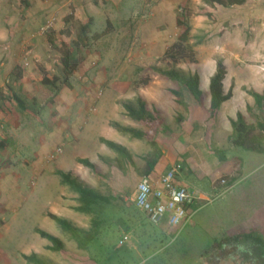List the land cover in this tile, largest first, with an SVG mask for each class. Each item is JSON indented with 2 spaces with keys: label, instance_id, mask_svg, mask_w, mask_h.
Returning a JSON list of instances; mask_svg holds the SVG:
<instances>
[{
  "label": "rangeland",
  "instance_id": "374dc122",
  "mask_svg": "<svg viewBox=\"0 0 264 264\" xmlns=\"http://www.w3.org/2000/svg\"><path fill=\"white\" fill-rule=\"evenodd\" d=\"M31 3V0H12L6 10L21 19ZM2 9L0 3L3 29L0 32L3 34L0 36V139L5 143L0 147V264H28L21 257L22 251L36 253L43 264H153L152 257L159 251L179 253L187 260L173 264H195L215 249L214 242L228 238L230 232L242 231L241 226L250 227L248 220L256 212H264L262 152L239 146L224 151L232 157L233 163L239 159L240 167L230 189H224L223 193L210 186L216 167L205 173L197 170V177L191 176L187 181L189 188L193 192L196 188L197 194L202 193L207 199L196 196L189 225L178 234L177 231L171 233L173 237H165L158 225L146 220L131 201L141 179L138 172L144 166V158L154 152L147 142L126 138L124 143L130 149L131 160L125 171L119 166V155L107 149L99 138L94 144L90 140L62 143L52 139L44 147L32 140L40 142L41 136H47L43 132L52 117L59 115L58 110H54L55 116L51 114L60 97L59 113L63 111L64 115L61 124L66 128L70 122L68 110L71 120L77 109L88 113L87 117L102 109L106 112L103 115L106 122L122 123L121 102L128 100L125 92L136 93L141 87L154 93L159 85L180 88L176 82L154 72L152 66L208 74L211 66L215 67L216 61L221 59L232 79H241L237 82H243L242 90L261 92L264 87V7L259 2L245 0L241 5L221 6L209 5L203 0H56L51 12L42 20L37 19L36 28L25 32H20L17 22H10L15 15L4 18L6 10ZM52 17L56 19L53 26L43 35L37 34ZM178 19L191 26L190 43L203 38L202 43L194 46L195 62L174 64L165 55L184 30L183 25L177 24ZM86 24L89 25L85 29L89 45L84 47L78 44V37ZM66 47L75 51L79 59L78 66L71 72L64 71L61 63L62 49ZM146 75L150 79L144 86L140 81ZM128 76H134L135 80L127 79ZM55 77L58 78L55 84L46 83ZM231 83L232 80L226 81V88L229 89ZM13 94L23 101L24 108ZM94 99L100 101L96 103ZM178 103L180 111H171L165 118L168 135L171 126L180 124L177 117L183 114L184 107ZM248 110L236 109L244 115L246 124L252 126L249 137H259L262 143L264 128L260 125L264 126V103L253 111ZM57 121L59 123L60 119ZM90 138L88 135L87 139ZM206 140L207 137V145L215 144ZM78 157L91 158L98 174L82 165L76 170ZM58 169L112 198L102 214L104 222L97 238L87 249L78 247L77 242L47 216L55 209L56 215L65 213L68 217H62L74 220L71 222L78 227H91V216L73 209L77 205L76 194L60 183L55 174ZM195 180L203 190L192 185ZM253 224L255 222H251ZM36 227L61 239L67 253L62 255L47 249L51 243L34 231ZM126 233L132 234L129 241L144 248V257H139L137 252L124 254L129 246L124 241L128 240ZM155 234L161 238L155 239ZM123 241L124 246H119ZM255 254L258 263L264 264L259 254ZM222 256L224 264H235L233 252ZM144 259L147 263H141Z\"/></svg>",
  "mask_w": 264,
  "mask_h": 264
},
{
  "label": "crops",
  "instance_id": "0c3cea01",
  "mask_svg": "<svg viewBox=\"0 0 264 264\" xmlns=\"http://www.w3.org/2000/svg\"><path fill=\"white\" fill-rule=\"evenodd\" d=\"M43 1L44 2H41L40 0H31L32 3H31V6L29 7V11H27V14H23V18L21 19L17 18L16 16L17 14L15 15L11 13V10L9 11L6 10V7H8L7 5L12 3V0H0V3L3 8L2 10L5 9L7 11V12L6 11L4 12L5 14L3 13L4 18H7V16L8 18H10L12 15H15L13 18L10 19V22L11 23L17 22L16 24H18L19 26L18 29L20 30V32H25V31L32 30L33 28H36L35 23L37 22V19L42 20L43 16L48 15L51 12L50 9L54 7V2L56 0H51L52 3H48L47 0H43ZM260 4L264 7L262 3ZM2 30L3 29L0 27V32ZM0 36H3V34H0ZM224 64L226 65L225 61H224ZM214 70H215V67L212 65L211 72L208 74L196 72L200 76V89L202 91L201 103L196 101L186 89L180 90L182 93V98H181L182 104L184 105V106L182 105V107L184 108L181 110L183 114L181 115L182 117L181 116L177 117L178 120H180V124L176 126L173 125L171 126L170 129H168L170 135L165 133L166 132L165 128H168L165 118L167 114L171 111H180L178 97L172 92L178 89L172 86L163 87L162 85H159L153 91L154 93L148 92L147 89L143 90L141 87H139L136 93L130 90L128 93L125 92L126 99H128L127 100L128 102H134L133 97L135 96L141 97L146 103V109L150 112H158L164 118V121H165V127L162 128L155 137L156 147L151 146L152 148H154L153 150L154 151L157 150L160 153V155L156 163L154 164L153 168L149 171H148L149 167L147 166V163H146L147 160L144 159V166L138 172V175H140L141 178L146 175L151 176L153 178H158L159 176L165 174L169 170L172 164L176 162H180L182 165V171L179 175V182L188 189L190 194H193L195 198L197 196V199L200 198L201 200L207 199L206 195L202 193L197 194L196 188H193L194 192L191 191L189 188L190 184H188L187 182L188 179L189 178L191 179V176L197 177L196 175L197 170H200L201 173H205V172L210 171V169L212 170L216 167L214 170L215 174L210 181L211 188H213L214 190L220 189L221 193L224 192V189L225 190L230 189L231 183L234 182L236 178V171H238L240 167L239 159L238 161H236V164H235L233 163V161H231L232 159L231 156L228 157L227 155L224 154V151H227V149L232 150V146H239V145H234L232 143H229L231 142L229 138L233 134V129L231 127L230 120H236V117L238 114L236 109L238 107L240 108L243 107L245 108V110L248 108L251 111H253L255 108L256 109L258 108V106L255 103L254 98L246 92L245 88L244 90H242L243 82H237L241 79H238V78L232 79V76H230L227 71L225 78L223 80V88H224V92L226 93L229 90L228 87L226 88V81L232 80V83H231L233 85L232 96L221 104L215 117L211 118L208 112L210 98L208 95V88L206 89L205 85H207V87L209 86V79L211 75L214 73ZM127 79L135 80L134 76H128ZM244 91L246 93H244ZM261 92H258V93H261ZM78 95L79 93H75V96H78ZM11 100L13 99L11 98ZM99 101H100L99 99L93 100V102H96V103H98ZM243 101L246 102L244 106L240 104ZM59 102H62L61 97H60V101H56V104L54 105L56 106V108L54 107L52 109V114H51L52 116H55L57 112L54 110H58V114H59L58 117L57 118L52 117V119L48 122L46 126L47 127L46 131L44 130L43 132L47 136L42 137L41 134H37V136L42 137V138L40 137V142L36 140L35 138H32V140L35 141L38 145L41 144L40 146L44 147L45 143L51 142L52 139L53 140L57 139L58 141L62 143H69V141L71 142V140H73V142H79V143L87 142L88 140H90L94 144L96 143L98 138L100 140L101 137H104L106 139H109L115 143H118L124 146L127 149L129 156L126 158H123V162H122V166L124 167V170L126 171L127 163H129L131 160L130 158L131 153L129 151L130 150L129 147L125 145L124 141L126 140V138L127 139L129 138V141L130 139H135V138L130 137L128 134L119 133L115 128L111 126L110 123L106 122L103 116L104 114H106V112H104L102 109L100 110V113L94 116L90 114L89 117H87L88 113L85 114L82 109H77V111L72 113L74 115V119L72 120H71L72 117H71L70 111L68 110L67 117L70 119V122L68 123L66 128H64L61 124L63 121L62 118L64 115H62L63 111L59 113V107H61L59 106ZM151 105L153 109L151 108ZM87 110H90V108H88ZM111 110H113V108ZM109 111L110 110L108 109V112ZM0 114H2L1 109H0ZM242 116L244 118L243 114ZM85 117L87 118L85 119ZM123 118L124 119H121L122 123L117 120H114V121L119 122L126 126L134 127V128L141 127L139 123L131 120L124 113H123ZM57 119H60L59 123ZM0 125H2L1 121H0ZM171 129L175 131H172ZM262 133L264 134V132ZM88 135L91 136L90 139H87ZM205 137H207L208 141L212 140L215 144L207 145L205 143ZM135 140L140 141V142L143 141V140H138V139H135ZM29 141L32 142L31 139ZM257 146L258 147L256 150H251V151L262 152L264 154V142L258 143ZM47 148L50 149V147H47ZM112 152L114 153V151ZM153 153L154 152L152 151V153H149L146 157L150 158V155ZM87 158L89 159V157ZM76 159H75V164H76L75 168L77 167L76 170H78L81 164L77 163ZM89 160L91 161V158ZM121 175H123V173ZM198 178H201V177H198ZM220 178H222V180H224L225 178L228 181V184L224 185L223 183H221L219 181ZM191 183L192 185L194 183V186H199V184H196V180ZM202 188H203L202 186H199V189H202ZM11 192L14 193L13 190H11ZM54 211L55 209H52L50 212L57 214ZM60 215L64 217H68L65 213H62ZM262 216H264V212H261V211L256 212V214H254L251 217L252 219L248 220L247 226H250V227L241 226L243 228L242 231L241 230L240 232L236 231V233L230 232L229 237L236 235V234H241L244 232H252L254 234L259 233L264 238V219H262ZM71 221L73 223L75 222L72 219ZM251 222H255V224L251 225ZM188 225L189 223L179 228L171 227L170 225H168L167 221L165 220L158 225V228L160 229V233L164 235L165 237H169L170 235L171 237H173L171 233H174V232L176 233L177 231V234H178L181 229L187 227ZM126 235L128 236V240H124V241L128 242L129 246L128 248H125L124 254H127V253L134 254L135 252H137L136 254L139 257L140 256L144 257L145 256V253L143 252L144 248L140 246L137 247L133 242L129 241V239L132 236L131 233L130 234L126 233ZM140 235H143V234H140ZM158 237L161 238V236L155 234V239H157ZM222 239H224V237ZM124 241L119 246L123 247ZM214 246L216 245L214 244ZM234 247H235L234 245H228V244L227 246L224 245L222 249L215 247L214 250L209 251L206 254L207 255L206 257L204 258L201 257L200 261L195 264H224L225 261L222 260L223 259L222 255L225 253L227 254L228 252H231V253L233 252L235 254L236 256L234 260L235 264H259L258 259L256 255L254 254V250L252 251L250 249L251 252L249 251L247 252L243 248L244 245L239 248H237L238 246H236L235 248L237 249H235ZM22 252L29 255L25 251H22ZM186 261L187 260H185L182 254L178 253L177 255L171 252L168 254H165L162 251H159L153 255L151 262L153 264H173L174 262L181 263V262H186ZM141 263H147V262L144 259Z\"/></svg>",
  "mask_w": 264,
  "mask_h": 264
},
{
  "label": "trees",
  "instance_id": "16d2710c",
  "mask_svg": "<svg viewBox=\"0 0 264 264\" xmlns=\"http://www.w3.org/2000/svg\"><path fill=\"white\" fill-rule=\"evenodd\" d=\"M204 3L209 5H221V6H233L241 5L245 0H203ZM177 24L183 25L184 30L177 38V40L170 45L166 50L165 55L168 59L172 60L174 64L181 61L195 62L196 55L194 51V46L203 42V38L199 37L194 43H190V30L191 26L188 23H184L183 20L178 19ZM89 25H84L82 28V33L78 37V44L87 47L89 45V39L85 35V29ZM76 44V46H78ZM61 63L64 71L71 72L79 64V59L75 51L71 48L62 49ZM152 70L157 74L172 80L180 86L178 90L172 91L178 97V102L182 103V93L181 89H186L193 98L201 103L202 91L200 89V76L198 73H185L179 69L171 68L164 69L158 66H152ZM226 75V68L221 59L216 61V66L214 73L209 79L208 95L210 98L208 112L211 118H214L217 114L221 104L228 100L232 96V86L225 93L223 88V80ZM149 77L144 76L140 83L141 85H147L149 82ZM45 80V79H44ZM58 78H54L52 81L46 80V83L55 84ZM248 94L251 95L258 107H261L264 103V88L262 93H258L254 90H247ZM13 98L19 102L21 108H24L23 101L19 97L13 94ZM124 114L131 120L140 124V128H134L130 126L123 125L119 122H112L111 126L115 128L119 133L128 134L130 137L143 140L147 142L150 146L156 147L155 137L157 133L165 127L164 118L158 112H150L146 109V103L141 97H137L134 102H121ZM231 127L233 129V134L230 136L229 140L234 145H239L247 150H256L257 144L259 143V137L252 136L249 137V132L251 131L250 125H247L242 114L238 113L236 120H230ZM263 129L264 126L260 125ZM100 142L103 143L108 149L114 151L119 155V166H122L123 158L129 156L127 149L104 137L100 138ZM4 140L0 139V147H4ZM160 153L156 150L150 155V158L145 157L147 160L148 171L151 170L156 163ZM76 162L84 167L91 169L94 174H98L96 165L91 162L88 158L78 157ZM55 174L59 177L60 183L67 187L71 192L76 194L77 205L73 206V209L85 215L91 216V227L90 229H82L77 227L67 218L56 215L54 213L48 212L47 216L53 220L63 231L67 232L71 238L77 242L78 247L87 249L91 241L97 238V233L100 231L103 224L102 214L105 209L111 203V197L100 193L99 191L85 186L80 180L74 179L70 173L64 172L62 170H56ZM34 231L43 239H47L51 245L47 246V249L59 252L65 255L67 252L64 249V244L61 239L52 235L51 233L36 227ZM216 248H221L227 244L242 247L244 245V250L251 252L254 250V254H259V259L264 261V238L259 233L244 232L241 234H236L225 238L222 241L214 243ZM234 247V248H235ZM235 248V249H237ZM251 249V250H250ZM256 255V254H255ZM21 257L28 264H43L42 260L36 253L32 254H21ZM262 264V262H261Z\"/></svg>",
  "mask_w": 264,
  "mask_h": 264
},
{
  "label": "built area",
  "instance_id": "2783aa9c",
  "mask_svg": "<svg viewBox=\"0 0 264 264\" xmlns=\"http://www.w3.org/2000/svg\"><path fill=\"white\" fill-rule=\"evenodd\" d=\"M254 1L264 5V0ZM55 20L52 17L46 21L37 34L43 35L47 32ZM262 24L264 27V17ZM181 171V163L176 162L158 178L146 175L137 182L131 201L151 224L159 225L166 220L171 227L179 228L191 220L195 197L179 182ZM224 182L221 180V183Z\"/></svg>",
  "mask_w": 264,
  "mask_h": 264
}]
</instances>
